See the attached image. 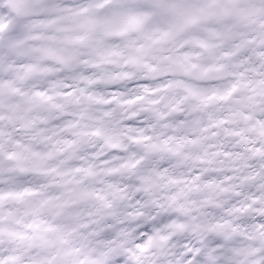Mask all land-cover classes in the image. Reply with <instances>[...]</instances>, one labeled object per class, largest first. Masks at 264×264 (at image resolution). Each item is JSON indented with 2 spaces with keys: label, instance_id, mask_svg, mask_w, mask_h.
I'll return each mask as SVG.
<instances>
[{
  "label": "snow or ice",
  "instance_id": "snow-or-ice-1",
  "mask_svg": "<svg viewBox=\"0 0 264 264\" xmlns=\"http://www.w3.org/2000/svg\"><path fill=\"white\" fill-rule=\"evenodd\" d=\"M0 264H264V0H0Z\"/></svg>",
  "mask_w": 264,
  "mask_h": 264
}]
</instances>
